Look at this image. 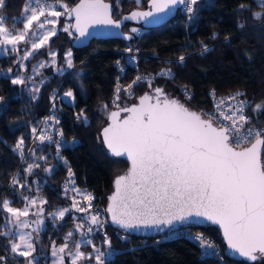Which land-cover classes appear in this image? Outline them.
Wrapping results in <instances>:
<instances>
[{
    "label": "trees",
    "instance_id": "1",
    "mask_svg": "<svg viewBox=\"0 0 264 264\" xmlns=\"http://www.w3.org/2000/svg\"><path fill=\"white\" fill-rule=\"evenodd\" d=\"M28 1L5 0L0 15L7 27L15 31L23 28L24 9ZM46 1L62 2L71 8L79 0ZM106 1L112 4L116 20L134 10L148 8L150 2L141 0L138 5L136 0ZM240 5L245 6L244 10H240ZM193 8L194 11L188 14L179 9L169 22L161 25H146L143 20H125L123 31L132 37L130 40L93 39L88 45L80 47L75 44L76 36L71 28L67 33L60 29L31 60L46 57L48 50L53 49L58 56V65L66 69L65 56L71 51L73 68L62 73L53 67L46 68L44 75L47 81L35 98L29 89L11 83L13 76L8 73H21V57L16 54L0 55V97L3 98L0 101V202L9 198L10 206L21 208L28 201L26 197L34 199L39 196L41 201H46L36 203L35 214L43 209L40 215L46 221L36 232L34 264H48L45 253L51 242H64L69 231L73 232V238L87 231L85 213L71 208L74 199L78 202L84 198L74 191L77 188L79 193L86 189L93 194V205L88 212L106 214V233L111 240V249L104 245L103 234L87 235L105 252L106 264H219L216 259L201 258L199 247L185 237L158 241L160 235L146 240L126 234L109 222L104 211L115 177L125 173L129 167L126 159L110 152L102 138V129L109 120L107 117L105 121L100 109L107 104V112L116 110L111 100L118 84L127 85L140 74L168 69L172 78L160 77L151 88L138 83L131 97L123 93L119 105L127 107L159 86L168 96L196 112L210 107L211 90L218 95L242 90L251 100L248 112L252 122L264 126V112H253L255 104L264 101V17L254 19L253 13H264V6L255 0H199ZM66 21L70 20L65 11V15L60 17L61 28ZM132 28L139 31L132 33ZM203 45H207V51H204ZM127 48H132L138 56V69L127 62L124 54ZM181 56L185 57L182 63L179 61ZM182 89L192 94L191 100L184 97ZM69 90L74 92V101L63 97ZM52 105L61 118L59 125L66 138L75 139L77 144L64 146L57 154L56 144L45 142L34 145L28 152L33 138L32 128L38 126L41 117ZM81 110H84L86 121L77 119ZM21 136L24 137L23 158L19 151L13 150ZM262 162L264 164V146ZM30 164L33 165L32 174L25 171ZM69 169L74 175H70ZM14 180L17 183L14 184ZM80 206L88 207L85 202ZM65 208L70 211L63 219L58 216L53 218L52 214ZM8 219L9 215L0 203V231L10 228V224L5 223ZM78 224H84V228L77 229ZM192 228L213 236L224 248L216 227L204 225ZM9 238H14L13 232L8 238L0 236V256L6 257V264H27L24 257L6 250ZM84 248L93 250L90 244ZM227 258L233 264H264V258L257 261L228 255ZM91 261L95 264L94 257Z\"/></svg>",
    "mask_w": 264,
    "mask_h": 264
},
{
    "label": "snow or ice",
    "instance_id": "2",
    "mask_svg": "<svg viewBox=\"0 0 264 264\" xmlns=\"http://www.w3.org/2000/svg\"><path fill=\"white\" fill-rule=\"evenodd\" d=\"M4 2L5 0H0V8L4 6ZM36 2L40 4V0ZM136 2L139 5L141 0ZM198 2L199 0H150V10H135L122 19L152 23L154 21L150 18H162V14L167 15L179 5H183L187 13H192L193 6ZM260 6H264V0H260ZM62 7L69 17L74 15L75 18V24L64 27L63 31L67 33L70 28H74L79 34L78 40L92 35L89 29L94 25L121 27V21L112 18L111 5L104 0H79L75 7L70 8L67 4H63ZM244 8V5H240L241 11ZM29 11L31 14L26 15L23 29L15 34L12 29L4 26L3 19L0 18V45H12V50L18 51L16 45L27 42L26 38L30 34L33 37L39 35L38 31H32L34 22L38 29H44L46 24L53 27L43 35H39L38 41L31 44L32 51L42 48L52 36L57 34L55 25L58 20L42 21L41 18L45 16L46 11L47 16L55 18L65 13L54 10L51 5L47 10L43 5L39 9L31 5L26 6L24 12ZM262 17H264L262 12L253 13L254 19ZM238 26L242 28L243 24ZM138 31L137 28L131 29L132 33ZM215 37L216 34L213 33V38ZM124 38L132 39L131 36ZM203 48L204 51L208 50L207 45H203ZM126 50L133 51L132 48ZM31 55L32 52H27L24 59H28ZM50 55L54 58L56 53ZM65 59L67 68H73L71 51L66 53ZM184 60L185 57H179L181 63ZM53 63H55L54 59ZM39 66L45 65L42 63ZM159 75L172 78L170 70L162 71ZM143 79L141 76L135 77L123 91L132 95L129 90ZM11 83L24 85L25 77L17 76L11 79ZM147 83L151 88L152 80L148 79ZM121 90L117 85L113 101L116 110L108 112L110 122L102 129L103 143L111 153L116 157L126 156L131 165L125 174L118 175L114 179V192L108 197V204L104 210L109 214L111 224L123 230L154 228L164 231L168 228L171 234H176L177 224L183 227H195L204 220L219 225L229 250L249 261L264 258V164L261 163L260 158V146L264 145V126L259 128L248 126L251 118L245 114V108L250 107L251 104L246 99H239L246 94L236 91L228 97L229 100H235L236 104H228L225 109L220 108L223 101L220 104L214 103V108L219 112L216 115L214 112L198 113L190 110L177 99L170 98L159 86L153 89L154 94L146 92L141 95L137 104L121 107L117 103ZM34 91L38 92L39 88H35ZM63 95L73 101L75 99L72 90ZM185 95L191 100L190 92L186 91ZM51 99L54 103V96ZM2 100L3 98L0 97V101ZM103 107L107 109L108 105L105 104ZM122 112L127 115L121 117ZM253 112H264V101L255 104ZM77 119L86 121L84 110L77 114ZM31 132L35 137L37 129L33 127ZM58 134L63 135L62 131ZM38 139L41 143L53 141L52 136L44 132H41ZM56 144L59 154L60 144L59 142ZM246 144H250V147H246ZM23 146L24 137L21 136L13 149L19 151L21 158H23ZM25 171L32 174L33 165H28ZM69 173L74 175L70 169ZM13 183L17 181L14 180ZM20 187L23 188L25 185ZM74 191L79 194L78 189ZM82 195L88 207L80 206L74 199L71 208L77 212L87 213L92 207L91 202L94 197L91 194ZM25 199L31 205L37 203L36 199L27 197ZM0 203L10 217L14 218H9L5 223L15 226L19 240V242H15V238L10 240L5 246L6 250L24 257L27 264H34L33 253L36 248L32 242L33 237L31 233L23 231L29 227V222L21 220V217L28 216V209L10 207V201L7 199ZM42 211L43 209L38 210L35 215L39 216ZM69 211L70 209L65 208L52 215L54 219L57 216L63 219ZM85 220L89 226L82 236H87L108 223L99 211L86 216ZM33 223L36 224L34 231L38 232L41 221L36 220ZM76 228L82 229L84 224H78ZM11 231V228L0 231V236L8 238ZM72 235L73 232L69 231L66 239L71 238ZM103 236L104 245L111 249V240L107 233H103ZM193 239L202 248L213 247L202 234ZM82 242L92 245L96 253L95 264H106L105 252L101 251L92 240L85 239ZM22 248L24 250H21ZM80 248L81 242L76 241L72 248L66 242L57 250L53 242L51 255L56 258L53 264H64V256L60 254L65 253L66 249L67 255L71 257V264H78L84 260L91 261L93 259L91 254H85ZM0 264H6L5 256H0Z\"/></svg>",
    "mask_w": 264,
    "mask_h": 264
},
{
    "label": "rangeland",
    "instance_id": "3",
    "mask_svg": "<svg viewBox=\"0 0 264 264\" xmlns=\"http://www.w3.org/2000/svg\"><path fill=\"white\" fill-rule=\"evenodd\" d=\"M257 2L260 3V0H258ZM29 5H31L32 7H37V9H39V7L41 5H43L46 8V10L48 9V6L51 5L54 10L61 11L62 13H65V11H66L62 7V5H63L62 2H49L46 0H40V4H37L36 0H29L28 3L26 4V6H29ZM24 14H25V18H26V15H30L31 12L30 11L28 13L24 12ZM0 18L3 19V17L1 15H0ZM45 19H57L58 20L57 24L55 25L57 33L59 32L60 29H63L66 26L72 25V23H70V21H66V24L63 26V28H61L60 24H59L60 17L59 18L49 17V16H47V11H46L45 16L41 18L42 21ZM3 24L5 27H7L4 23V21H3ZM52 27H53V25L46 24L44 29H38L37 25L34 22L32 31H38L39 35H43L46 31L50 30ZM7 28H9V27H7ZM22 29L23 28L16 30V31L13 30V34H15L16 32H18ZM39 35L36 37H33L30 34L29 37L26 38L27 42H21V43L16 45V48L18 51H13L12 45H0V55L16 54L19 57H21V59H22V63H21V65H22L21 70L22 71H21V73L19 75L18 74L14 75V74L9 72L8 74L12 75L13 78H16L17 76L25 77V84L21 85V86L24 87L25 89H29V90L32 89L30 91L32 92V95L34 97H37L39 95L41 87L47 81V76L44 75V70L46 68L53 67L55 71H58L60 73H62L66 69H68L67 67L65 69L64 67L58 65V56H57L56 50H53V49L48 50V55L46 57L40 58L38 60H31L33 58V56L35 55V53L41 49L40 48L36 51H32V49H31V44L33 42L38 41ZM50 40L43 47L47 46L49 44ZM27 52H32V55L30 57H28V59H24V56ZM50 53H56L55 57L53 58L50 55ZM53 59L55 60V63H53ZM27 61H29L28 64H27ZM42 63L45 65L44 67L39 66ZM27 66H28V69H27ZM28 78H31V79H28ZM35 88H39V91L38 92L34 91ZM64 98L67 99L66 97H64ZM68 99L70 101H73V100H71V98H68ZM100 114H102L104 116L105 121H106L107 120L106 118L108 117V112L106 111L105 108L100 109ZM34 199L37 200V203H39L41 201L39 196H36ZM7 200L10 201L9 198ZM36 206L37 205H31V204H29L28 201H26L25 206H23L21 208H19V207H13V208L20 209V210H24L25 208L28 209V213H29L28 216L27 217H21V220H27L29 222V227L27 229H23V231L32 234V237H33L32 242H33L34 247L36 248V251H37V245H36V240H35L37 237V233H36L37 231H34V229L36 228V224L33 223V221L40 220L41 224L43 225V222H45L46 219L43 218V215H39V216L34 215L36 212ZM10 207H12V206H10ZM7 215H9V218H11L9 213H7ZM11 219H14V218H11ZM10 228L12 229L11 232L14 233L15 242H19L18 234L16 233L15 226L10 224ZM9 235H10V232H9ZM65 237H67V235ZM85 239H90V238L88 236H82V234L78 237H75V238H73V236H72L71 238L65 239V241L60 243V244L55 243V246L58 250L59 247L63 246V244L67 242L69 244L70 248H72L74 242L80 241L81 242L80 251L84 252L85 254H91L92 257H95L96 253L93 250L92 251L85 250L84 246L87 244L82 242ZM9 242H10V238L7 242V245L9 244ZM21 250H24V249L22 248ZM52 250H53V242H51L48 245L47 251L45 253L46 259L48 260V264H53V261L56 259L55 257H52V255H51ZM36 251L33 253V257H36ZM67 252H68V250L66 249V252L63 254H60V255L64 256V264H71V257L67 255ZM78 264H92V261L84 260L82 262H78Z\"/></svg>",
    "mask_w": 264,
    "mask_h": 264
},
{
    "label": "built area",
    "instance_id": "4",
    "mask_svg": "<svg viewBox=\"0 0 264 264\" xmlns=\"http://www.w3.org/2000/svg\"><path fill=\"white\" fill-rule=\"evenodd\" d=\"M255 1L257 2L258 0H255ZM257 3H259V2H257ZM181 9L183 10L184 13L188 14L184 10V6L183 5H182ZM124 54L126 55L127 62H129L132 66H134L136 69H138V56L135 53H133V52H128L126 49L124 50ZM133 57L135 59H133ZM162 71L166 72V71H168V69H161L157 73H151V74H147V75H143V74L138 75V76H141V77L144 78L139 83H144V84L148 85L147 80L151 79L152 80V86H153L154 82L158 78L161 77L159 75V73H161ZM163 78H167V77H163ZM118 85L122 89L121 93H120V98H121L123 93H125L126 96L131 97L133 95V88L137 84L134 85L129 90L132 93V95H129L127 92L123 91V89L126 88L129 84H127V85L118 84ZM181 91H182V94L184 95V97H186V95H185L186 90L182 89ZM236 91L243 92L242 90H235V91L229 92L227 94L218 95L215 91L213 92V90H211L210 93H209L210 107L207 108V109L202 110L201 112H214L216 115H218L219 112L214 108V103L220 104L221 101H223V103L220 104V108L221 109H225L228 104L235 105L236 101L235 100H229L228 97L233 95ZM114 99H115V92H114L112 100H111L112 103H113ZM239 99H246V100L250 101V104H251V100L249 98H247L246 96L240 97ZM117 103H118V101H117ZM249 108H250L249 106H246V108H245V114L251 118V123L248 126L257 127V128L261 127V126L255 125L252 122V116L248 112ZM60 121H61V118L58 116V113H57L56 109L54 108V105H52L46 111V113L41 117V119L39 121V124L36 127V129H37L36 136L35 137L33 136L31 144H30V147L28 149V152H30L31 148L34 145L41 143V141L38 139V137L41 135V132H44L45 134L52 136V138H53L52 142L53 143L56 144V142H59V144H60V148L59 149H61L64 146H68V145H76L77 141L75 139H73V138L72 139H67L66 138L63 128L59 125ZM248 126H246V127H248ZM61 131L63 133L62 136L58 134ZM45 142H48V141H45ZM45 142H43V143H45ZM246 145H249V144H246ZM56 146H57V144H56ZM82 194H91L93 196L92 192H90L89 190H86V189L80 190L79 195L83 196ZM77 199H79V198H77ZM84 202L87 203V201L84 198H81V199L78 200L79 205L83 204ZM91 203L93 205V200H92ZM87 205H88V203H87ZM90 214H94V213H92V212L85 213L83 215L84 219H85L86 216H89ZM100 214L105 219L106 214L102 213V212H100ZM106 224L104 225L103 228H99L98 230H94L92 233H101V234L105 233L106 232ZM85 226L87 228L89 226V223L87 222ZM93 227L96 228V226H93ZM175 232H176V234H171L170 231L169 232H165L164 234H162V235H160L158 237V241L171 240V239L176 238V237H185V238L189 239L190 241H192L193 243H195L199 247V256L201 258H206V257L213 258V259H216L219 264H233L231 261L228 260L227 254L225 253L224 248L215 240V238L213 236H211V235H209V234H207V233H205L203 231H200V230H194L192 227H179L178 229L175 230ZM201 234L206 238V240L208 242H210L213 245L212 248H202L199 245V243L193 239V237H195L197 235H201ZM145 239L148 240V238H145ZM98 247L101 249V246H98Z\"/></svg>",
    "mask_w": 264,
    "mask_h": 264
},
{
    "label": "water",
    "instance_id": "5",
    "mask_svg": "<svg viewBox=\"0 0 264 264\" xmlns=\"http://www.w3.org/2000/svg\"><path fill=\"white\" fill-rule=\"evenodd\" d=\"M104 2L111 5V15H112V18L115 19L113 17L114 8H113L112 4L110 2H108V1H106V0H104ZM78 3H79V1L76 4H78ZM76 4L74 6H72V7H75ZM181 7H182V5H179L177 7H174L167 15H163L162 14V18L161 17L150 18L154 22H152V23H147L146 22V25H161V24H165V23L169 22L176 15L177 11L179 9H181ZM138 10L139 11H147V10H150V2H149L148 8H146V9H138ZM66 17H67L68 20H70L72 22V25L75 24L74 15L71 16V17H69L68 15H66ZM120 21H121V27L120 28H115V27L106 26V25H94V26H92L89 29V31L92 33V35L88 36L87 38H82L80 40L77 39V37H78L79 34L75 31L74 28H71L72 32L76 36V38H75V44L77 46L83 47V46L88 45L93 39H124V37L127 36V34L124 33V31H123V24H124V21L125 20L121 19ZM151 93L154 94L153 92H151ZM169 97L170 98H173L171 96H169ZM137 103H138V99L136 100V102L132 103L129 106L135 105ZM198 113H200V112H198ZM126 115H127V113H123V112L121 113V117H124ZM263 146L264 145H261L260 146V158H261V163L262 164H263V162H262ZM246 147H250V144L249 145H246ZM121 157L124 158V159H126L128 161L129 167H130L131 166L130 165V161L127 159V157L126 156H121ZM127 170H126V172H127ZM125 173H123V174H125ZM123 174H121V175H123ZM113 192H114V182H113V190L110 193V195H112ZM107 204H108V201H107ZM106 207H107V205H106ZM107 216H108L109 222L111 223L109 214H107ZM204 225H212V226H214V227H216L218 229V231L220 233V237H221L222 243L224 245V251H225V253L228 256H231V257H234V258H239V259H243V260H247L248 261L247 258L241 257L238 253H235V252H233V251H231V250L228 249V247H227V241L225 240V238L223 236V231H222V229H220L219 225H213L210 222L201 220V223H200L199 226H204ZM113 226L115 228L121 230L122 232L126 233V234L135 235V236H139V237H142V238H151V237H155L157 235H162L165 232H169L170 231V229H168V228H165L164 231H159V230L154 229V228L153 229L140 228V229H137V230H123V229H120L118 226H115V225H113ZM179 227H183V226L177 224L176 227H175V230L178 229Z\"/></svg>",
    "mask_w": 264,
    "mask_h": 264
}]
</instances>
